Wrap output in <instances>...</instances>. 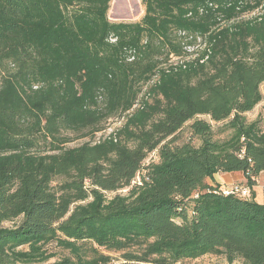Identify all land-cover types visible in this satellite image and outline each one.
Listing matches in <instances>:
<instances>
[{
    "label": "trees",
    "instance_id": "16d2710c",
    "mask_svg": "<svg viewBox=\"0 0 264 264\" xmlns=\"http://www.w3.org/2000/svg\"><path fill=\"white\" fill-rule=\"evenodd\" d=\"M111 3L0 0V264H44L51 244L69 253L50 264H264V202L214 179L264 172L246 116L264 97V0H142L139 21Z\"/></svg>",
    "mask_w": 264,
    "mask_h": 264
},
{
    "label": "rangeland",
    "instance_id": "374dc122",
    "mask_svg": "<svg viewBox=\"0 0 264 264\" xmlns=\"http://www.w3.org/2000/svg\"><path fill=\"white\" fill-rule=\"evenodd\" d=\"M263 13L262 10H257L255 13L248 14L246 16V19H255L259 18L261 14ZM145 14V6L142 3V0H112L111 3V8L109 11V18L113 21H139ZM178 59H174L176 62ZM151 84L147 85L146 88L144 89V95L141 96L140 101L138 105L136 106V109L143 108L146 105L153 104L154 102V97L153 94L149 93V88ZM262 92L264 94V83L261 86ZM246 116L248 120H255L259 119L261 124L264 126V97L261 103H259L253 110L249 111L246 113ZM199 118L205 119L209 121L215 128L219 126L217 123L211 120L210 116L208 115H200ZM126 120V116L124 117H117L113 118L110 121L106 123L108 128L96 136V140H103L106 138H111L114 135L118 137L117 132L118 130L123 126L124 121ZM87 141V139H79L76 140L72 143H70V146H78L82 144L83 142ZM198 143V140L195 141ZM151 157H154V154H151L149 158L146 160V164L150 161ZM141 179V176H138L135 181H133V184L139 182ZM261 185H264V172L262 175V178L260 180ZM226 188V187H225ZM129 188L123 189L119 192L122 194H127ZM115 193H108V196H113ZM264 194V192H263ZM49 250L50 252L55 253V256L50 258L48 261H46L44 264H50L59 259L62 256L68 255L67 250H61L59 249L55 244L49 245ZM112 256L117 258L119 257V254H113ZM183 264H230L227 259L224 257V255H213V254H207L204 255L200 258L197 259H192V260H186L183 262ZM232 264H242L241 261L236 260Z\"/></svg>",
    "mask_w": 264,
    "mask_h": 264
},
{
    "label": "crops",
    "instance_id": "0c3cea01",
    "mask_svg": "<svg viewBox=\"0 0 264 264\" xmlns=\"http://www.w3.org/2000/svg\"><path fill=\"white\" fill-rule=\"evenodd\" d=\"M214 179L217 183L220 184L221 189L223 188H230L234 184H241L245 183V175L242 174V172H225V173H217L214 174ZM263 173L259 177L257 183L252 187V194H254L255 199L259 203L264 202V194H263V186L261 185V178H262ZM211 183L213 181L211 180ZM243 185V184H242Z\"/></svg>",
    "mask_w": 264,
    "mask_h": 264
},
{
    "label": "built area",
    "instance_id": "2783aa9c",
    "mask_svg": "<svg viewBox=\"0 0 264 264\" xmlns=\"http://www.w3.org/2000/svg\"><path fill=\"white\" fill-rule=\"evenodd\" d=\"M223 191L226 194L237 193L243 197H249L251 196L252 188L251 186L249 187V185L234 184L230 188H224ZM263 192H264V186H263Z\"/></svg>",
    "mask_w": 264,
    "mask_h": 264
}]
</instances>
